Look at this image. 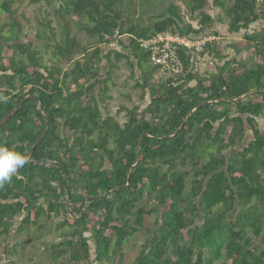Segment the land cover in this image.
Here are the masks:
<instances>
[{
	"label": "trees",
	"instance_id": "1",
	"mask_svg": "<svg viewBox=\"0 0 264 264\" xmlns=\"http://www.w3.org/2000/svg\"><path fill=\"white\" fill-rule=\"evenodd\" d=\"M29 1L58 30L42 17L23 33L16 0H0V120L37 96L49 122L32 159L46 165L26 158L0 186L2 259L16 263L29 242L10 243L13 233L40 239L52 226L56 238L40 240L47 264H125V241L152 216L131 264H264V0H180L191 22L175 0ZM216 22L240 34L231 52L219 39L181 49L177 75L140 44L167 29L220 38ZM121 63L148 97L121 105L123 121L107 110ZM44 124L28 98L0 145L26 157Z\"/></svg>",
	"mask_w": 264,
	"mask_h": 264
},
{
	"label": "rangeland",
	"instance_id": "2",
	"mask_svg": "<svg viewBox=\"0 0 264 264\" xmlns=\"http://www.w3.org/2000/svg\"><path fill=\"white\" fill-rule=\"evenodd\" d=\"M156 3L157 8H163L165 4L169 0H152ZM177 4L181 6V10H183L184 13H186L185 8L182 7V3L180 0H175ZM209 4L211 5L212 0H208ZM14 8H16L17 14L20 17V20L24 24L25 28L23 30V33L34 35L38 30L41 29V27L38 25L37 18L42 17H48L51 18L53 21V25L58 30L57 22L55 21V18L53 15H47L45 11V7L40 4H33L30 3L29 0H16ZM154 13L155 9L149 10L148 13ZM212 16L215 18L218 16L217 13H219V10L213 9ZM23 14L27 16V19L23 18ZM222 18V17H221ZM223 21V20H222ZM221 25L219 22L215 23V25ZM221 37L218 41H220V45H224L222 49L225 50V52H231V49L225 48L227 43L238 41L240 39V34L237 33H228L227 32V25H221ZM254 28V27H253ZM259 30V29H256ZM74 32L80 37L83 38V33L78 32L76 29ZM211 34L210 32H207ZM10 53V51H7ZM198 68H200L202 71L208 69V61L205 59H201V62L198 64ZM159 76V74H158ZM114 84L110 86L109 93L111 94V99L107 101V107L108 111L112 114H114L120 121L124 120V112L120 109L121 105H126L128 107H131L133 104H140L144 105L148 100V97L146 96V100L139 101V95L140 92L138 89H136L133 86V77L131 76V69L126 66L125 64L121 63L119 65V69L115 72L113 77ZM103 112L104 109H102ZM260 122V129L264 131V122L262 119H259ZM153 217L147 216L145 219V225L144 228H142L135 236L127 238V240L124 243V250H125V264H131L133 262L134 257L136 256L138 249L140 247V244L144 240V233L146 228L149 226V224L152 222ZM57 234L54 232L53 227H50V230L42 232L40 239H37V232L34 229H30L27 234H12L9 237L10 243H16L23 241V239H29L28 243H25L24 248H20V246L17 248L15 256L11 259H15L16 263L14 264H47V259L42 253V243L40 240H44L46 243L56 238ZM1 239V238H0ZM4 242L0 240V253H2ZM36 248H40V251L35 253ZM41 253V254H40ZM8 259H2V256L0 254V264H9Z\"/></svg>",
	"mask_w": 264,
	"mask_h": 264
},
{
	"label": "built area",
	"instance_id": "3",
	"mask_svg": "<svg viewBox=\"0 0 264 264\" xmlns=\"http://www.w3.org/2000/svg\"><path fill=\"white\" fill-rule=\"evenodd\" d=\"M184 20L191 22L188 13H184ZM195 27L197 23L192 22ZM217 39L214 34L205 33L204 35L181 34L175 30H164L156 32L148 38L142 39L141 47L149 51V59L152 63L159 66L162 73L167 75H177L183 69V63L178 55L179 50L200 53L205 45Z\"/></svg>",
	"mask_w": 264,
	"mask_h": 264
},
{
	"label": "clouds",
	"instance_id": "4",
	"mask_svg": "<svg viewBox=\"0 0 264 264\" xmlns=\"http://www.w3.org/2000/svg\"><path fill=\"white\" fill-rule=\"evenodd\" d=\"M26 162V157L23 154L0 145V186L10 181L12 175Z\"/></svg>",
	"mask_w": 264,
	"mask_h": 264
},
{
	"label": "water",
	"instance_id": "5",
	"mask_svg": "<svg viewBox=\"0 0 264 264\" xmlns=\"http://www.w3.org/2000/svg\"><path fill=\"white\" fill-rule=\"evenodd\" d=\"M28 98L34 99L37 108H39L43 112V114L45 115V124L43 126V129H42L41 134L38 136V138L36 139V141L33 143V145L28 150L27 155H26V158H27L28 162L31 163V164H42V165H46V163L44 161H42V160L37 161V160L32 159L33 151H34L35 147L37 146V144L41 141L42 133L44 132V130L47 127L48 122H49V120H48V114L44 111L43 105L40 103V100H39V98L37 96H35L33 94H28V95L24 96L17 103V105L0 120V127L20 108V106L22 105V103L26 99H28ZM67 197H68V193H67Z\"/></svg>",
	"mask_w": 264,
	"mask_h": 264
},
{
	"label": "crops",
	"instance_id": "6",
	"mask_svg": "<svg viewBox=\"0 0 264 264\" xmlns=\"http://www.w3.org/2000/svg\"><path fill=\"white\" fill-rule=\"evenodd\" d=\"M259 27H261V26H259ZM215 28H217V30H220V31L222 30L221 25H218V24L215 25ZM256 29L260 30V28H256Z\"/></svg>",
	"mask_w": 264,
	"mask_h": 264
},
{
	"label": "flooded vegetation",
	"instance_id": "7",
	"mask_svg": "<svg viewBox=\"0 0 264 264\" xmlns=\"http://www.w3.org/2000/svg\"><path fill=\"white\" fill-rule=\"evenodd\" d=\"M260 128V127H259Z\"/></svg>",
	"mask_w": 264,
	"mask_h": 264
}]
</instances>
